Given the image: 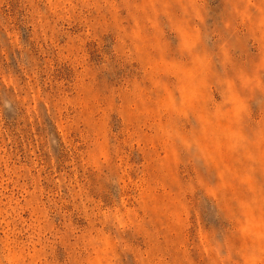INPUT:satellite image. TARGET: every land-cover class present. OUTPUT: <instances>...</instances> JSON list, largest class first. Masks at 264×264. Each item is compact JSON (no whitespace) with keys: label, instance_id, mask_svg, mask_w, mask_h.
I'll return each mask as SVG.
<instances>
[{"label":"rangeland","instance_id":"1","mask_svg":"<svg viewBox=\"0 0 264 264\" xmlns=\"http://www.w3.org/2000/svg\"><path fill=\"white\" fill-rule=\"evenodd\" d=\"M0 264H264V0H0Z\"/></svg>","mask_w":264,"mask_h":264}]
</instances>
